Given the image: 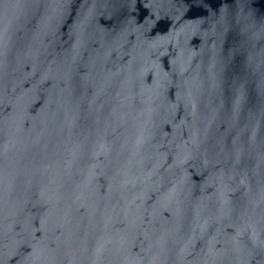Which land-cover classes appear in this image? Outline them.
<instances>
[{
    "label": "water",
    "instance_id": "water-1",
    "mask_svg": "<svg viewBox=\"0 0 264 264\" xmlns=\"http://www.w3.org/2000/svg\"><path fill=\"white\" fill-rule=\"evenodd\" d=\"M0 264H264V0H0Z\"/></svg>",
    "mask_w": 264,
    "mask_h": 264
}]
</instances>
